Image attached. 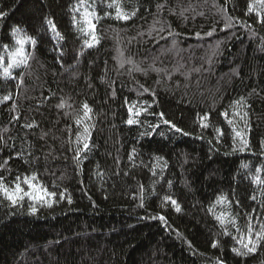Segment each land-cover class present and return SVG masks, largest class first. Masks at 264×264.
<instances>
[{"label":"trees","instance_id":"1","mask_svg":"<svg viewBox=\"0 0 264 264\" xmlns=\"http://www.w3.org/2000/svg\"><path fill=\"white\" fill-rule=\"evenodd\" d=\"M112 2L86 0L74 12L79 0H0L8 13L0 18V100L11 97L0 103V175L10 183L35 173L57 192L36 214L27 198L13 208L0 197V264H264V242L247 256L232 251L243 250L237 241L248 223H264V183L255 181H264V23L247 11L249 0H116L137 10L129 20L115 18ZM85 8L100 17L93 47L86 26L73 25ZM20 47L27 64L5 78ZM85 101L89 149L77 161ZM130 106L148 109L134 117L140 123H126ZM205 113L207 129L198 119ZM221 196L227 201L216 203ZM221 212L235 223L222 226Z\"/></svg>","mask_w":264,"mask_h":264},{"label":"snow or ice","instance_id":"2","mask_svg":"<svg viewBox=\"0 0 264 264\" xmlns=\"http://www.w3.org/2000/svg\"><path fill=\"white\" fill-rule=\"evenodd\" d=\"M86 3V0H79V5L74 9V12H78L80 10V7L84 6ZM108 7L112 8L115 7L116 11V16L115 18L118 20H129L133 16L136 15L137 10H133L130 13L126 12L119 4L116 3V0H113L111 4L108 5ZM164 5H157L158 9H162ZM247 11L249 13H255L257 18L261 23H264V0H249L248 6H247ZM183 13H181L182 15ZM8 13L5 11L0 10V18H3L7 16ZM105 15H109V13H105ZM100 19L99 15L95 12V10L89 12L87 8H85L84 12L81 14V19L78 21L76 16L73 15V25L76 26L80 23H83L87 30L91 34V40L90 41H85V44L87 47H93L95 44L99 43V39L95 34V29H96V24L93 21H98ZM50 24L52 30H56V26L54 22L48 21ZM230 23L226 24L225 27H229ZM79 31H85V28H79ZM161 32L164 31L163 28L160 29ZM14 33H18L19 29H13ZM212 33H206V35H211ZM57 35L60 36L59 32H57ZM169 35H172L171 32H169ZM197 36L200 35V33H196ZM63 39V37H60ZM32 40V43L35 44V40L32 38H29ZM19 44L23 45L25 43L24 39H20ZM4 58L0 56V64H3ZM124 63H133L130 59L127 61L122 60L121 61V67H123ZM21 64H27V57L25 56L24 49L23 47L17 48L13 53H11L10 56V62L7 63V66L3 67V73L2 75L7 78L11 77L12 73L10 69L14 67H19ZM134 71H142L138 66L134 65V68L132 69ZM157 71H160L157 69ZM131 74V70H130ZM143 87V86H141ZM144 91H149L148 89H144ZM11 97L9 95H5L2 100H0V103L3 101L9 100ZM243 101V97H241L240 100L235 101L234 104L240 105ZM66 105V101L63 99L61 102L57 105L58 108H64ZM133 107L130 106L128 111L129 113H132V115L129 116L127 119L126 123L129 125L132 124H137L140 123V120L138 118L134 117H139L140 113L147 112V108H141L136 110L133 113ZM81 110L83 115L76 118L75 123L77 125H83V130L78 131L76 134V144L77 147L75 149V156L74 159L79 161L80 156L82 153L86 152L89 149V141H90V135H89V125L85 123L86 120L90 119V113L92 112V108L89 106L87 101L83 102L81 105ZM239 115V113H236ZM159 116L163 119L164 114L159 113ZM221 115L227 120V123L232 124L233 121L229 118V114L227 110L221 113ZM245 116L247 113L244 114ZM243 118V117H242ZM200 121V126L204 129H207L210 127V124L207 122L210 120V113H205L203 116L198 117ZM163 123L168 124L170 126L171 130H174L177 133H182L184 135H187L188 133H183V130L177 127L175 123H173L169 119H163ZM32 124L26 125V127H32ZM153 129L158 128L159 125H150ZM213 131L215 132V138L217 140L221 139L224 136V131L223 129L219 127H213ZM233 131L235 134V137H239L241 139L242 145L247 146V140L244 139L241 135L240 131H236L235 127H233ZM83 144L82 147L79 145ZM243 150V149H241ZM135 151V150H133ZM19 155V154H18ZM4 164H7V161L4 162ZM4 164H0V167H4ZM247 167V165H245ZM258 171H260L258 169ZM35 181H37V176L35 173H33L31 176L25 175L23 178L20 176H17L16 179L12 182H8L6 178L2 175H0V197H3V199L7 200L9 204L15 208L18 206H23V202L25 198L28 199L30 202V207L29 211L32 214H36L38 211V206H47V207H52L54 203L57 202V192L56 191H49L47 187H45L42 184H38ZM256 182H261L264 183V181H259V177L255 178ZM23 185L27 186V191L25 190V187ZM141 188V198H140V207H144V200H143V185L140 186ZM66 192L67 190L65 189L64 192H60L58 195L59 200H64L66 198ZM255 199V197H253ZM67 200L69 203H71V197L68 196ZM163 201L165 203H170L177 212L181 211L180 205L176 200H174L171 196H164ZM227 201L226 196H221L217 199L216 203H222ZM229 205L231 204L230 201H228ZM212 209H209L211 211ZM160 220H163L166 222V217L163 215L158 217ZM217 221L223 226L225 223H235V217L231 216L230 213H225L221 212L218 216H216ZM227 235V231L224 233ZM246 241V242H245ZM242 245L243 250L240 248H233L232 251L238 255V256H247L251 253H255L257 251V248L261 245L262 242H264V223H261L259 226V229L257 230L256 226L253 225L252 223H248L247 225V234L246 236H242L241 239L237 241ZM219 246L218 241H213L212 242V247L216 248ZM218 264H224L222 260H218Z\"/></svg>","mask_w":264,"mask_h":264}]
</instances>
